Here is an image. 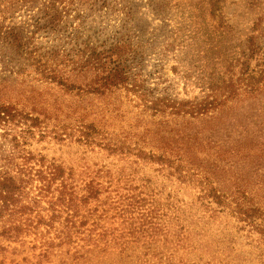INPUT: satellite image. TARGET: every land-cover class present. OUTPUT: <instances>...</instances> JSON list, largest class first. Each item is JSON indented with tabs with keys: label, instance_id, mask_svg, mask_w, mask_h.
Instances as JSON below:
<instances>
[{
	"label": "trees",
	"instance_id": "obj_1",
	"mask_svg": "<svg viewBox=\"0 0 264 264\" xmlns=\"http://www.w3.org/2000/svg\"><path fill=\"white\" fill-rule=\"evenodd\" d=\"M198 2L201 23L185 54L200 47L203 38L205 66L196 69L203 91L182 99L168 80L166 86L151 88L143 76L149 50L163 47V54L176 39L166 42L164 36L144 34L135 23L137 9L145 6L157 16L166 11L173 16L174 6L166 0L145 5L142 0H0V126L5 133L29 123L39 129L47 117L54 118L61 127L53 132L56 142L70 140L93 154L99 149L102 155L121 156L114 166L117 174L111 165L90 164L88 158L78 170L27 151L14 138L24 154L22 162L0 170V249L6 251L5 244L27 238L32 230L50 233L62 218L60 207H76L65 221L69 230L62 241L52 240L37 262L25 257L15 264H50L53 248L74 247V234L83 232L91 218L108 217V210L91 205H111L112 189L122 184V177L129 178L127 170L139 174L151 166L159 174L139 178V196L158 189L159 197L173 199L167 187L173 181L197 189L191 211L204 212L201 216L210 220L223 215L250 227L264 264V0ZM232 8L242 13L240 24L228 15ZM186 11L191 21L196 15ZM19 13H24L22 22ZM192 67L183 69L185 76L194 75ZM126 154L137 160L129 162ZM32 163L39 169L29 167ZM159 177L164 178L160 184ZM44 193L53 195L47 209L40 199ZM173 232L170 241L165 238L172 245L163 246L166 251L155 258H165V264H176L178 256L181 241ZM94 233L87 234L80 251L62 255L76 262L85 257L84 262L121 264L112 263L115 254L106 258L109 243L101 241L107 236L93 239ZM90 244L93 250L87 249ZM197 259L188 264L203 262ZM5 262L3 258L0 264Z\"/></svg>",
	"mask_w": 264,
	"mask_h": 264
},
{
	"label": "rangeland",
	"instance_id": "obj_2",
	"mask_svg": "<svg viewBox=\"0 0 264 264\" xmlns=\"http://www.w3.org/2000/svg\"><path fill=\"white\" fill-rule=\"evenodd\" d=\"M142 1V4L145 5L148 0ZM166 1L171 6H174L175 13L173 16L168 11L161 16H157L145 6L137 9L140 13L137 15L135 23L145 29L144 34L154 33L156 37L157 35H160L159 37L164 36L162 41L166 42L170 38L176 39L174 46L163 54L160 52L163 47L158 48L157 51L149 50L151 55L145 60L146 67L144 68L143 76L147 75L151 88H155L158 83H164L165 80H168L167 84L174 86L175 94H178L182 99H189L201 95L203 91L201 85H198V80H196L197 76L200 77V71L196 69L205 66L202 60L205 54L202 52L207 51V48L201 43L204 41L203 38L201 37L200 43H198L200 47L196 48L194 52H190L189 55L185 54L187 41L193 38L192 32L201 23L200 18H197L199 14L196 9L200 3L198 0ZM178 5L180 7L177 9ZM187 9L193 10L196 15L191 21H187L189 15L186 11ZM23 14L20 16L19 13L18 21L22 22ZM233 14L236 15L234 18ZM241 14L237 8H232V10L228 11L232 22H238V24H240L239 19H242ZM186 21L187 24L185 25L184 22ZM238 30L240 31V28ZM193 55L194 57H192ZM214 60L218 61V59ZM190 64L196 72L193 76L187 77L183 69H186ZM173 67H178L177 71ZM165 84L160 85V87L166 86ZM46 120L47 122L43 123L39 129L30 128V123L27 126L24 125L18 128L9 127V134H6L4 127L0 126V170L3 167L7 168L10 164L16 166L23 161L22 154L24 153L18 151L15 147L16 143L13 141L17 137L21 143L19 144L21 148L32 151L34 154L47 156L49 160L55 158L67 167H75L79 170V166H82L85 158H88L87 160L90 164L103 162L111 165L114 174L119 173L114 166L119 165L121 156L109 157L105 153L102 155V153H98L99 149H96L93 154L74 141L70 142V140L56 142L53 140L55 136L53 132L61 129L59 127L60 120L56 121L54 118L49 119L48 117ZM123 157L129 162L137 160L132 155L126 154ZM29 167H33L35 170L39 169L36 163L30 164ZM151 167L157 169L156 166ZM151 167L145 168L139 174H132L127 170L126 174H131L126 176V178H129L125 179V177H122V184L118 188L112 189L111 195L114 199L111 205L102 207L96 202L91 205V208L100 207V212L101 208L102 210H108V217L99 221L91 218L90 223L82 228L83 232L74 234V238H76L74 247L72 245L68 247L64 244L60 249L58 247L53 248L54 253L48 263L95 264L97 259H92V262H84L82 261L84 257L76 262L62 255V252L70 249L72 255L80 251L87 245L85 241L87 234L90 231H95L93 239H99L100 234L107 236L101 241V244L109 243L107 249L110 252L106 258L110 259L113 254H115L114 258L117 257V260L112 263L120 261L121 264H165V258H163V261H160L162 257L155 258L158 256L157 252L166 251L167 248L163 246L172 245L166 242V239L170 241L171 237H174L173 230H175L178 235L176 240L181 241V243L177 244L178 248L175 249L178 253L175 258L176 264H188L189 260L195 261L198 260L197 258L203 259L201 264H262L258 256L259 253L254 250V241H256L257 237L255 233L251 232L250 227L245 226L243 223L238 224L232 218L223 217V215L210 220L209 215L201 216L205 214L204 212L201 215H196L191 211L190 208L195 201L192 195L198 193L197 189H189L188 186L179 185L173 181L170 182L173 185V189L170 183L167 186L168 191H171L174 195L173 199L167 200L166 196L159 197L157 193L160 190L158 189H156L157 193L155 194L139 196L140 189L143 186L139 178L142 179L143 174L150 177L159 174L156 170H150L149 168ZM161 179L164 178H156L158 184H160L159 181ZM34 193L37 194V192ZM52 196L51 193L41 195L42 208H49ZM142 199L146 201H142ZM60 208L62 210V218L56 223L55 228H51L50 233H48L47 228L40 229L43 234H36L32 230L33 233L27 238H23L16 243L5 244L6 251L0 249V262L5 258V264H15L14 261L22 262L25 257L37 262V258L47 251L52 240L57 243L62 241L64 234L69 230V228H65V221L68 216L76 213V207L71 206L70 208L65 205ZM80 209L82 210L83 208L80 207ZM83 213L84 211L78 213L81 214L75 220L78 224L83 222ZM47 214L49 213L44 211V215ZM177 216L179 221H177ZM72 230L75 232V229ZM0 246L2 247L3 243H0ZM87 249L93 250L94 245L90 244Z\"/></svg>",
	"mask_w": 264,
	"mask_h": 264
}]
</instances>
